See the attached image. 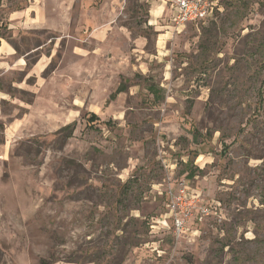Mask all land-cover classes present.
Segmentation results:
<instances>
[{"label": "rangeland", "instance_id": "374dc122", "mask_svg": "<svg viewBox=\"0 0 264 264\" xmlns=\"http://www.w3.org/2000/svg\"><path fill=\"white\" fill-rule=\"evenodd\" d=\"M209 1L0 0V264H264V0ZM180 180L216 212L175 239Z\"/></svg>", "mask_w": 264, "mask_h": 264}, {"label": "built area", "instance_id": "2783aa9c", "mask_svg": "<svg viewBox=\"0 0 264 264\" xmlns=\"http://www.w3.org/2000/svg\"><path fill=\"white\" fill-rule=\"evenodd\" d=\"M171 5L173 16L172 28L175 32L187 24L202 22L211 14L209 0H164ZM166 218L173 224L175 239L183 238L197 229L194 226L202 224L215 215L216 205L207 202L201 193L191 187L187 180H180L166 185Z\"/></svg>", "mask_w": 264, "mask_h": 264}, {"label": "crops", "instance_id": "0c3cea01", "mask_svg": "<svg viewBox=\"0 0 264 264\" xmlns=\"http://www.w3.org/2000/svg\"><path fill=\"white\" fill-rule=\"evenodd\" d=\"M49 1L51 5L48 6ZM56 2L57 0H29L28 6H26L24 9L10 11V13L7 15V18H48V15L51 14V12H53L55 15L54 10L58 9L55 5ZM58 5H59L58 7H60V3H58ZM164 10L167 11L166 16L170 21L171 17L173 16V10L170 7V5L165 3H163V5H161V7L158 8V10L152 11L151 17L155 18L156 15L160 16L161 14L164 13ZM58 15H59V10L56 12V16Z\"/></svg>", "mask_w": 264, "mask_h": 264}, {"label": "trees", "instance_id": "16d2710c", "mask_svg": "<svg viewBox=\"0 0 264 264\" xmlns=\"http://www.w3.org/2000/svg\"><path fill=\"white\" fill-rule=\"evenodd\" d=\"M22 5H23V4H22ZM22 5H20V6L22 7ZM20 6H17V7L20 8ZM16 10H19V9H16ZM123 91H124V86H121V87H119V88L117 89V93H120V92H123ZM149 91H150L153 95H156V94H157V90H155L153 86H150V87H149ZM98 122H100L99 118H98L96 115L90 113V114H89V118H87V123L90 125V127H92V125H93L94 123H98ZM73 127H74V126H73L72 124H69V125H66V126H64L63 128H61L58 132H60V131H67V132H69L68 135H70L71 132L73 131ZM191 176H192V174H190V177H191Z\"/></svg>", "mask_w": 264, "mask_h": 264}]
</instances>
